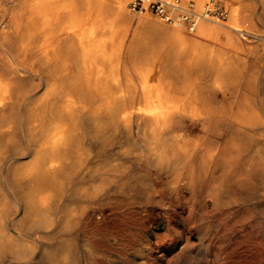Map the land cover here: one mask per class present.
Listing matches in <instances>:
<instances>
[{"label": "bare ground", "instance_id": "obj_1", "mask_svg": "<svg viewBox=\"0 0 264 264\" xmlns=\"http://www.w3.org/2000/svg\"><path fill=\"white\" fill-rule=\"evenodd\" d=\"M195 1L197 9L201 10L206 0ZM220 1L231 4L228 20H211L214 24H210L201 19L197 31L199 34L204 32V36L214 40L219 33L227 37L228 42L222 48H206L204 58L217 60V77L213 85H226L227 89L220 90L222 95L229 92L234 99L243 102L241 104H194L192 101L197 99H215L214 95L200 94L196 89H192V93H179L162 87L155 88L143 94V99L149 101L143 105H138L140 92L137 89H73L70 84L80 79L71 78L67 73L69 78L63 82L61 72L57 69L65 64L58 65V56L51 55L63 40H55L51 38L52 35L44 41V38H35L40 36L43 24H56L63 11L65 21L60 29L69 35L65 40V50L67 53L75 52L80 57V61L76 60V56L71 58L72 61L75 58L78 69L90 65L93 72V63L87 60L88 48L83 47L78 51L75 49L76 42L72 41L78 25L76 3L86 5L91 0H0V7L10 10L7 9L10 15L6 17V23H3L6 12L0 11V146L2 143L4 146L11 144L17 136H38L36 143L28 145L23 152L30 154L28 163L18 164L20 158H16L6 161L2 168L5 176L0 183V264H88L86 256L74 255L71 245L57 249L52 243L40 240L48 233L26 231L34 227L48 228L52 223L47 222L48 203L60 196L63 186L69 188L67 174L72 159L70 147L73 135L79 132L77 122L81 119L97 137L101 131L111 132V135L117 130L121 131L123 143H116V147L126 160L105 168L110 172V177L101 175L92 179L89 191L95 195L88 205L70 209L69 216L77 211L81 220L83 217L89 219L93 211L103 206L107 210V222L117 224L121 230L125 226L126 216L138 211L139 198L143 202H155L163 206L167 216H171L180 231L185 232L183 220L178 214L185 205L194 207L201 214L208 201L211 208L220 211L235 202L237 193H245L248 196L251 194L249 198L259 202L258 205L264 209V84L262 89L249 95L234 86H228L236 82L227 78L231 69L240 68L234 63L236 55L230 53L229 46L237 44L240 37L257 34L252 27L247 4L242 0ZM118 3V9L123 12H131L132 16L138 13L127 7L126 0H119ZM43 8L49 12L43 13ZM145 15L147 13L139 16ZM132 18L138 21V15ZM30 21H33L31 26ZM105 39L110 40L111 35ZM30 53L34 55L29 57ZM201 54L198 56L202 57ZM34 57L39 63L36 69H31L32 64L28 60ZM117 65L118 61L114 66ZM19 72L36 74L44 88L43 93L38 94L39 90L36 89H23ZM85 73H88L87 70ZM100 75L99 71H95L92 76L86 75L88 77L85 79L98 83L101 81ZM112 80L116 81L117 77L113 76ZM63 83H70V87L64 89L61 86ZM5 153L4 148L0 149V167ZM78 157L75 161L85 164L86 159ZM138 164L150 169L139 197L138 186L132 182ZM14 187L19 190L16 194L12 192ZM9 201L18 205L19 214L15 217L8 216L7 211L12 209ZM69 216L65 219V227L73 224L70 222L72 216ZM166 223L167 219L163 218L154 228L162 229ZM192 230L196 234L203 231L196 226ZM132 248L125 256L131 263L136 262L138 242ZM103 255L112 264H121L119 255L110 251Z\"/></svg>", "mask_w": 264, "mask_h": 264}, {"label": "rangeland", "instance_id": "obj_2", "mask_svg": "<svg viewBox=\"0 0 264 264\" xmlns=\"http://www.w3.org/2000/svg\"><path fill=\"white\" fill-rule=\"evenodd\" d=\"M129 1L130 0H126L127 7ZM193 1L196 2L195 0ZM217 2L227 12L226 19L221 21L226 22L229 18L231 4H225V2L220 0ZM242 2L244 4H247V10L251 17L252 27L256 31L257 35H247V38L242 37L243 39L240 37L237 44L229 46L231 48L230 53L236 55L234 58V63L238 64L241 69L239 67L235 68L234 70L231 69V74L228 75L227 78L230 79V81L236 82L235 84L228 86H234L233 88L241 90L242 93L253 95L258 90L262 89L264 84V1L242 0ZM110 3V0H91L90 4H86L84 6L85 8H81V4L77 2L76 11L85 14L87 12H90L89 10H93L99 5H110ZM44 8L42 9L43 13L49 12V10L47 11L46 9L44 11ZM4 9L5 8L0 7V11L3 10L2 13H4V11L6 12L4 13L5 18H8L10 12L7 11L8 8H6L5 10ZM147 14L152 15L149 13ZM59 15L60 19L56 22V24L49 23L47 26L46 24H43L45 28L42 27V29L40 30V36H36V38L33 36V39L35 38L36 40L39 38L41 40V38H44L42 39L44 41L47 36L51 37L52 35L51 38H55V40H63L60 44L63 46L58 45L57 50L55 52H51V55L53 53L58 56H56L58 58V60H56V62L58 61V65L60 63L65 64L64 66H62L63 68L59 67L57 69L58 72H61L60 75L62 77L60 76V78L61 80H63V82L64 79L66 80V78H69V76L67 75L68 73L69 75H71V78L75 77L76 79H80L73 85L69 83L71 85V88L77 90H93L95 88L113 90H138V75L127 74L129 73L128 71H125L117 66H111L113 64V61H110V59L105 58L106 61L98 62L99 67L96 69L93 66V72L91 71L90 67L84 68L85 70L83 68L78 69L75 64L76 60H79L80 57L76 56L77 53L75 52L67 53V50H65V40L69 38V35L66 33V31L60 29L65 21V13L61 11ZM136 15L140 14L134 13V16ZM5 18V22L3 23H6L7 18ZM85 19L84 21H81L76 27V33L81 32L84 25H86V22L90 20L89 13L85 15ZM205 21L211 22L208 20ZM29 23L30 26L33 25V21H30ZM198 25L195 32H197ZM45 32L47 33L45 34ZM236 35L237 34H235V36ZM226 40L227 37H225L224 40L218 41L217 36L215 41L218 43V45L216 47L222 48L225 45L223 43ZM75 49L79 51L78 45L77 47L75 46ZM58 51L60 54H57ZM79 54L80 52L78 53V55ZM33 55V53H30L28 56L31 57ZM71 55L72 57H70ZM73 56H76V60L75 58L73 60L74 62L71 60V58L73 59ZM240 58L243 62H241ZM70 60L74 63L75 67ZM28 61L30 62V64H32L30 68L36 69V65H38L37 63H39L37 57L31 58ZM86 70L88 72L87 74L85 73ZM97 70L101 72L100 80L102 82L100 81L98 83H95L92 80L87 81V77L92 76ZM236 71H239L238 74H235ZM77 73H79V75ZM43 74L47 73L44 72ZM124 74L127 75L126 77L128 78H126ZM19 75L22 80L21 86L23 89H36L39 90L38 94L43 93L44 88L42 85H40L36 74L19 72ZM113 76L117 77L116 81L112 80ZM105 77L107 78V81L109 80V82L106 81ZM129 81L130 83H128ZM69 84L63 83V85L61 86L65 89L66 87H70ZM98 84L100 85L98 86ZM226 87V85L207 86L205 88H214V90L216 89L217 91L197 92H199L200 94H212L215 96V99H197L192 102L194 104H208L212 106L227 104L234 105L243 103L234 99L233 94H230L229 92L225 93V95L223 96V93H221L220 90L227 89L228 87ZM190 88L204 87H187V89ZM180 92L182 93L183 90L179 91V93ZM192 92L184 91L183 93ZM143 94L146 93H138V105L147 104V102H149L143 99ZM251 103L255 104L256 102ZM77 125L79 126V132H76L77 134L75 133L73 135L74 137L72 136L73 138L70 147L72 159L71 164L69 165V173L67 174L69 188L63 186V188L60 190V196L54 197L53 200L48 203L49 212L48 214L46 213V215L48 216L47 222L51 223L52 221L50 227H34L32 229H26V231L31 233L36 232L38 234L48 233L45 238H40V240L52 243V246L56 247L57 249H62L63 247H66L65 245L68 244L71 245L72 251H75L73 252L74 255L86 256L88 264H112V262L107 259L108 257H104L103 255L108 251L114 253L117 256L119 255V263L121 264H264V209L260 204L258 205L259 202L253 201L249 198L251 194H249L248 196V194L246 195L245 193H237L235 195V202L228 208L220 211L211 208L208 201H206V208L203 209V212L201 214H198L194 207H189L186 205L183 206V208L179 209L178 214L183 220V224L186 229L185 232H181L180 229L176 226L174 219L171 216H167V214L164 212L163 206L161 207V205L158 203H156V205L155 202L146 203L139 198L138 211L132 212L126 216V219H124L125 226L122 227L121 230L117 227V224L114 225L107 222L105 217L107 214V210L103 206L101 209H96L95 211H93L90 214L89 219H85L83 217V219L81 220L82 217L78 215L77 211L74 212L73 215L70 214L72 216V218H70L71 216H69L68 214L71 212V210H76L78 206L84 207L88 205L89 200L93 198V195H95L91 192V190L89 191L91 180L95 179L96 177L99 178L101 177V175L102 177H110V172H107V169L105 168H108L109 165L112 164L124 163L126 160L123 153L118 151L119 149L118 147H116L117 144L123 143V134L121 131L117 130L112 133V135L111 132L101 131V133H99L101 135L97 137L95 134H93L94 131L89 128L90 126H87L86 122L82 119L78 120ZM105 135L108 136L106 137ZM119 135L121 138L118 137ZM37 138L38 136H17L15 140L7 146H4L2 143L0 149L3 150L4 148L6 153L4 154V159L1 162L0 183L3 181L5 176V171L2 170L5 162L8 160L11 161L15 160L16 158H20L18 164L28 163L30 161V154H26L23 152H25V149L28 145H34ZM105 139L108 140L106 141ZM21 153L24 155L21 156ZM78 156H80V158L82 157L83 159H86L85 164H78L77 161H75L78 160ZM88 173L91 174L88 175ZM149 173V168L138 164L136 173L132 181L133 184L135 183V186H138V197L139 194H141L140 191L142 190L141 188H143L142 185H144L146 179H148L149 177ZM10 182L11 184L14 183L11 178ZM12 192L16 194L19 192V190L18 188L14 187L12 188ZM1 197L2 189L0 188V198ZM13 202L14 201H9V205L12 208L11 211H7L9 217H15L19 214L17 210L18 205L14 204L16 202ZM262 209L263 212L261 211ZM97 210H99V212ZM63 216H65L64 219L62 218ZM68 216L70 218L71 224H73L71 226L65 227L64 222L66 217L68 218ZM74 216L76 218H74ZM163 218L167 219V225H165L162 229L159 227L155 229L154 227L156 223H158V221ZM74 221L77 222L75 223ZM195 226L198 227L199 230H203L201 234H196L193 232L192 229ZM136 242H138V255H136V262L131 263L126 259L125 256L127 254L126 252L133 250L132 247Z\"/></svg>", "mask_w": 264, "mask_h": 264}, {"label": "crops", "instance_id": "obj_3", "mask_svg": "<svg viewBox=\"0 0 264 264\" xmlns=\"http://www.w3.org/2000/svg\"><path fill=\"white\" fill-rule=\"evenodd\" d=\"M110 2V5H99L85 14L76 12L78 25L86 14L90 15V20L81 32H75L72 41L76 42L79 51L88 48L87 60L93 63L92 66L97 69L98 62L106 59L113 61L111 66L118 61L117 67L128 71L127 74L138 75L140 93L152 92L157 87L178 92L187 87H204L190 88L187 90L190 92L192 89L214 90L205 87L212 86L217 77V60L204 58L206 48L217 49L218 43L213 38L204 36V32H190L185 25L167 24L155 15H138L137 21L131 12L118 9L119 0ZM81 6L85 8V5ZM109 35L111 39L106 40ZM225 37L219 33L218 41ZM226 42L228 39L223 44ZM200 54L203 59L198 56ZM88 67L90 65L85 68Z\"/></svg>", "mask_w": 264, "mask_h": 264}, {"label": "built area", "instance_id": "obj_4", "mask_svg": "<svg viewBox=\"0 0 264 264\" xmlns=\"http://www.w3.org/2000/svg\"><path fill=\"white\" fill-rule=\"evenodd\" d=\"M128 7L133 12L150 13L168 24L183 23L190 32H195L201 19L215 22L226 19V10L216 0H206L198 11L193 0H130Z\"/></svg>", "mask_w": 264, "mask_h": 264}]
</instances>
